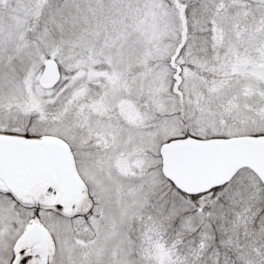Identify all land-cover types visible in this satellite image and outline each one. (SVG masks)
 Segmentation results:
<instances>
[{"label":"snow or ice","instance_id":"snow-or-ice-1","mask_svg":"<svg viewBox=\"0 0 264 264\" xmlns=\"http://www.w3.org/2000/svg\"><path fill=\"white\" fill-rule=\"evenodd\" d=\"M0 264H264V0H0Z\"/></svg>","mask_w":264,"mask_h":264}]
</instances>
